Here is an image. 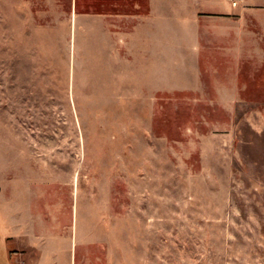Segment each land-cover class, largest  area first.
Masks as SVG:
<instances>
[{
    "label": "rangeland",
    "instance_id": "374dc122",
    "mask_svg": "<svg viewBox=\"0 0 264 264\" xmlns=\"http://www.w3.org/2000/svg\"><path fill=\"white\" fill-rule=\"evenodd\" d=\"M146 13L0 0V264H264V0Z\"/></svg>",
    "mask_w": 264,
    "mask_h": 264
},
{
    "label": "crops",
    "instance_id": "0c3cea01",
    "mask_svg": "<svg viewBox=\"0 0 264 264\" xmlns=\"http://www.w3.org/2000/svg\"><path fill=\"white\" fill-rule=\"evenodd\" d=\"M258 1L241 0L239 6L245 2L255 4ZM236 8L231 6L229 0H147V13L142 20L147 27L140 35L149 37L154 44L166 43L163 38L177 37L183 46L184 43H193L200 35L197 26L200 14L230 16Z\"/></svg>",
    "mask_w": 264,
    "mask_h": 264
},
{
    "label": "built area",
    "instance_id": "2783aa9c",
    "mask_svg": "<svg viewBox=\"0 0 264 264\" xmlns=\"http://www.w3.org/2000/svg\"><path fill=\"white\" fill-rule=\"evenodd\" d=\"M241 0H229L232 7H236L239 5Z\"/></svg>",
    "mask_w": 264,
    "mask_h": 264
}]
</instances>
